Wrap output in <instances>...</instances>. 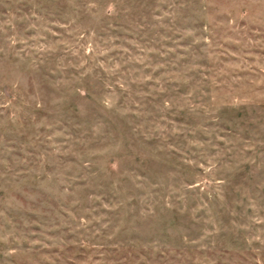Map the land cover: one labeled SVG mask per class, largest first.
<instances>
[{"label":"rangeland","instance_id":"1","mask_svg":"<svg viewBox=\"0 0 264 264\" xmlns=\"http://www.w3.org/2000/svg\"><path fill=\"white\" fill-rule=\"evenodd\" d=\"M0 264H264V0H0Z\"/></svg>","mask_w":264,"mask_h":264}]
</instances>
